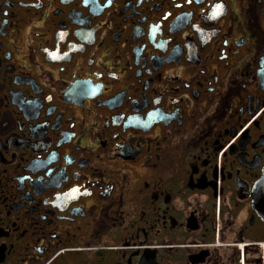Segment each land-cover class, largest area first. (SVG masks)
Instances as JSON below:
<instances>
[{
    "label": "flooded vegetation",
    "instance_id": "1",
    "mask_svg": "<svg viewBox=\"0 0 264 264\" xmlns=\"http://www.w3.org/2000/svg\"><path fill=\"white\" fill-rule=\"evenodd\" d=\"M264 0H0V264H264Z\"/></svg>",
    "mask_w": 264,
    "mask_h": 264
},
{
    "label": "water",
    "instance_id": "2",
    "mask_svg": "<svg viewBox=\"0 0 264 264\" xmlns=\"http://www.w3.org/2000/svg\"><path fill=\"white\" fill-rule=\"evenodd\" d=\"M253 208L264 219V171L254 187Z\"/></svg>",
    "mask_w": 264,
    "mask_h": 264
}]
</instances>
